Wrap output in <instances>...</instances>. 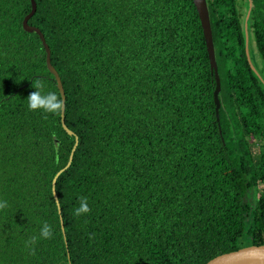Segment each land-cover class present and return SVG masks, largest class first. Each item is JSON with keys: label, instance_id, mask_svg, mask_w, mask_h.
I'll list each match as a JSON object with an SVG mask.
<instances>
[{"label": "trees", "instance_id": "trees-1", "mask_svg": "<svg viewBox=\"0 0 264 264\" xmlns=\"http://www.w3.org/2000/svg\"><path fill=\"white\" fill-rule=\"evenodd\" d=\"M207 1L220 121L193 0H36L29 25L51 49L71 136L62 114L27 108L34 80L60 93L23 26L31 0H0V264H208L264 245V75L246 52L249 0ZM253 4L264 61V0ZM77 138L60 213L53 181ZM82 197L90 212L77 217Z\"/></svg>", "mask_w": 264, "mask_h": 264}, {"label": "water", "instance_id": "water-1", "mask_svg": "<svg viewBox=\"0 0 264 264\" xmlns=\"http://www.w3.org/2000/svg\"><path fill=\"white\" fill-rule=\"evenodd\" d=\"M193 1H194L195 6L198 10L199 17H200V20H201V23H202V26L204 29V34H205V38L207 41V46H208V51H209V55H210L212 69L216 73L217 89L215 92V102L217 105L218 121H220V109H221L220 94L222 91V84H221V79H220V75H219L218 63H217V59H216V51H215V45H214V37H213L208 1L207 0H193ZM31 2H32V7H33L32 13L24 20L23 26H24L25 31H27L29 33H37L40 36V39L44 45V48L46 49L48 69L52 73V75L55 77V80H56L57 85H58V89H59V91H60V93H61V95L65 101L63 112H62V124H63L64 129L68 132V134L73 136L74 133L72 131H70L66 125V121H65L66 92H65V88H64L62 79L52 64L51 49H50L49 45L47 44L45 36L41 32V30L36 28V27L29 25L30 19L37 12L36 0H31ZM253 6H254L253 0H249V10H248V15H247L246 22H245L246 52H247L248 61L251 65V68L259 77H261L259 72L257 71V68L253 64L251 54H250L249 20H250L251 14H252ZM78 145H79V139L77 138L76 145L72 151V154L70 156V160H69L67 167L64 170H62L61 172H59L53 181V194H54V197L56 199V202L58 203L60 213H61V208H60L59 198H58L57 190H56L57 181H58L59 177L72 166ZM62 226H63V222H62ZM63 229H64V226H63ZM208 264H264V245H262V246H250V247L240 249V250L233 252V253L221 255V256L211 260Z\"/></svg>", "mask_w": 264, "mask_h": 264}, {"label": "clouds", "instance_id": "clouds-1", "mask_svg": "<svg viewBox=\"0 0 264 264\" xmlns=\"http://www.w3.org/2000/svg\"><path fill=\"white\" fill-rule=\"evenodd\" d=\"M31 91L26 99L27 108L32 112H43L54 116H59L63 112L64 99L62 95L48 88L46 84L39 80H34ZM9 203L6 199L0 198V210L7 209ZM90 212V207L87 198L82 197L79 202V207L74 209V215L79 217L87 215ZM39 236L44 239H50L53 236V227L48 223H44L40 229ZM35 239V237L33 238Z\"/></svg>", "mask_w": 264, "mask_h": 264}, {"label": "rangeland", "instance_id": "rangeland-1", "mask_svg": "<svg viewBox=\"0 0 264 264\" xmlns=\"http://www.w3.org/2000/svg\"><path fill=\"white\" fill-rule=\"evenodd\" d=\"M245 5H246V3H245ZM245 5H243V6H245ZM245 9L247 10L246 7H245ZM250 53H251L253 63L255 65V67L257 68V71L264 75V61H263L262 56L258 50L257 43H256L255 37L253 35H251V40H250ZM254 194H256V193H253V195Z\"/></svg>", "mask_w": 264, "mask_h": 264}]
</instances>
